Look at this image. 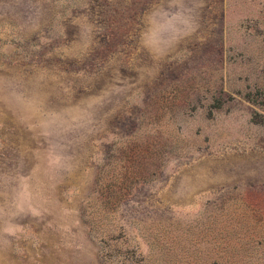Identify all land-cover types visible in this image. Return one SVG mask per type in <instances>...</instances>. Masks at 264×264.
<instances>
[{"label":"rangeland","instance_id":"rangeland-1","mask_svg":"<svg viewBox=\"0 0 264 264\" xmlns=\"http://www.w3.org/2000/svg\"><path fill=\"white\" fill-rule=\"evenodd\" d=\"M0 264H264V0H0Z\"/></svg>","mask_w":264,"mask_h":264}]
</instances>
